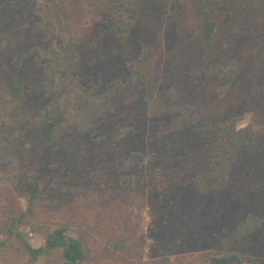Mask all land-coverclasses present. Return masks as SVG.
<instances>
[{"label": "rangeland", "instance_id": "rangeland-1", "mask_svg": "<svg viewBox=\"0 0 264 264\" xmlns=\"http://www.w3.org/2000/svg\"><path fill=\"white\" fill-rule=\"evenodd\" d=\"M28 1L0 0V80L39 79L29 51L42 43L31 32ZM193 1L137 0L138 17L122 41L107 5L60 1L68 33L80 37V84L112 95L88 133L70 127L54 142L36 131L40 95L20 99L19 172L0 183V202L14 215L30 209L23 232L33 247L43 245L49 227L65 226L73 237L82 233L81 264H201L229 254L264 264V15L212 12L216 33L206 46ZM127 63L153 81L165 107L193 106L199 120L175 129L178 111L150 117L148 90ZM231 69V79L218 73ZM229 119L260 125L262 133L231 164L222 190L202 191L196 179L210 186L214 171L206 127ZM30 181L39 186L31 203ZM249 216L256 219L253 229L234 238ZM14 248L0 249V264L11 263ZM60 263L51 254L32 264Z\"/></svg>", "mask_w": 264, "mask_h": 264}, {"label": "trees", "instance_id": "trees-1", "mask_svg": "<svg viewBox=\"0 0 264 264\" xmlns=\"http://www.w3.org/2000/svg\"><path fill=\"white\" fill-rule=\"evenodd\" d=\"M61 0H29L27 8L33 11L32 34L36 35L41 46L30 48L34 66L40 67L37 80L25 83L16 79L0 80V183L16 177L19 164L16 153L20 148L19 139L23 135L24 123L19 119L18 103L26 94L40 95V104L34 110L37 134L46 142H54L68 128H75L86 134L93 124L100 121L107 111L111 98L108 90L99 91L96 85L82 86L79 82L78 46L80 37L68 33L61 15ZM194 5L201 11L198 34L206 46L210 45L216 33V23L210 17L212 12L225 7L232 11L245 9L248 12L264 15V0H194ZM89 7L107 5L111 8V28L118 41L138 17L137 0H85ZM131 77L141 80L148 90L145 95L147 113L150 117H159L164 112L178 111L175 129L180 122H196L199 115L190 105L174 108L165 107L160 101L153 81L135 65L127 63ZM220 75L227 74L231 79L233 70H219ZM190 119V120H189ZM17 122V126L14 123ZM10 127L11 130L4 128ZM206 129L211 132V159L214 165L212 182L207 185L200 178L196 185L202 191L208 188L222 190L227 184L231 164L248 152L262 133L260 125L238 124L235 119L219 120L209 123ZM1 161H4L3 167ZM39 193L38 183L30 181L26 199L29 203ZM6 205L0 202V249H7L8 244L16 248L9 251L10 264H32L47 255H56L60 264H81L85 261L81 232L76 236L69 234L65 226L49 227L43 245L33 247L26 241L23 222L30 209L16 215L6 212ZM256 224L253 216L247 217L233 232L236 239L248 234ZM38 228H41L38 226ZM243 256L229 254L211 256L201 264H243ZM170 264V263H169Z\"/></svg>", "mask_w": 264, "mask_h": 264}]
</instances>
